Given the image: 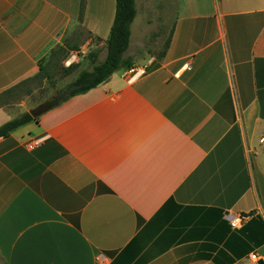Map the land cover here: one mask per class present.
Instances as JSON below:
<instances>
[{"label":"crops","instance_id":"crops-1","mask_svg":"<svg viewBox=\"0 0 264 264\" xmlns=\"http://www.w3.org/2000/svg\"><path fill=\"white\" fill-rule=\"evenodd\" d=\"M134 1L124 56L142 71L0 138L4 264L264 262V0ZM114 13L115 0H0V125L23 113L8 90L51 50L104 59Z\"/></svg>","mask_w":264,"mask_h":264},{"label":"trees","instance_id":"trees-1","mask_svg":"<svg viewBox=\"0 0 264 264\" xmlns=\"http://www.w3.org/2000/svg\"><path fill=\"white\" fill-rule=\"evenodd\" d=\"M135 1L134 0H115V13L113 23L111 25L107 39L105 40L106 55L105 58L96 64H93L90 69L85 68L79 70L76 77L67 83L64 87L58 89L60 95L55 98H51L38 105L31 111H26L19 116L10 119L0 125V138L7 137L10 132L18 128L19 126L26 124L30 121H37L39 116L46 111L58 106L63 101L68 98L84 93L91 88L96 87L99 83L108 79L111 74L117 70H123L130 68L133 65V61L129 57H125V52L129 45L130 39V26L135 17ZM166 45L164 46V48ZM75 47H66L60 45L50 52L49 62H52L56 57L66 59L69 56L70 50ZM74 50H77L76 48ZM164 51H160V55H163ZM90 61H94V53H88ZM87 55V56H88ZM77 63H71L69 66L64 68L66 74L71 73L73 69L77 67ZM46 75L47 78L50 77L49 72L39 71L36 75L42 76ZM26 80L21 81L14 85L8 90V93L12 92L14 94H19V92L24 91Z\"/></svg>","mask_w":264,"mask_h":264},{"label":"rangeland","instance_id":"rangeland-1","mask_svg":"<svg viewBox=\"0 0 264 264\" xmlns=\"http://www.w3.org/2000/svg\"><path fill=\"white\" fill-rule=\"evenodd\" d=\"M163 45L162 43L159 44H147L148 51L151 53L152 51L156 52L162 49ZM79 50V48H77ZM97 47L95 49H82L78 53L77 58V70L88 68L90 69L93 64L101 62L100 60L104 57V52ZM94 53V61H90L88 53ZM88 55V56H87ZM92 59V58H91ZM132 59V58H131ZM63 58L56 57L52 64L46 68H44V73L49 72L50 77L47 78L46 75L33 77L25 84V90L19 92V94H15V98L10 99V102H15L14 105H12L10 111H13L21 113L24 111H30L37 107L38 105L42 104L48 99L58 97L60 93H58V89L64 87L67 83L72 81L76 75V71L66 74L64 72V61ZM133 61V59H132ZM134 62V61H133ZM140 64H135L131 66V68H137V66ZM130 68L123 69V70H117L116 73L125 72L128 75H131L128 73ZM128 71V72H127ZM11 106V105H10ZM0 264H4L3 260L0 258Z\"/></svg>","mask_w":264,"mask_h":264},{"label":"built area","instance_id":"built-area-1","mask_svg":"<svg viewBox=\"0 0 264 264\" xmlns=\"http://www.w3.org/2000/svg\"><path fill=\"white\" fill-rule=\"evenodd\" d=\"M64 63L66 65H69L70 64V61L67 59V60L64 61ZM128 71L127 72L131 74L130 76H136L140 71H142V68L141 67H138V66H137V68H131L130 67V69ZM230 221H231V225L235 227L238 224H240V222L243 221V217L242 216H234V217H232L230 219ZM251 258L254 259V260L257 259L255 253H252L251 254Z\"/></svg>","mask_w":264,"mask_h":264},{"label":"water","instance_id":"water-1","mask_svg":"<svg viewBox=\"0 0 264 264\" xmlns=\"http://www.w3.org/2000/svg\"><path fill=\"white\" fill-rule=\"evenodd\" d=\"M101 83H102V82H101ZM101 83H99V84H101ZM99 84H98V85H99ZM257 264H264V262H263V260L260 259V260L257 262Z\"/></svg>","mask_w":264,"mask_h":264}]
</instances>
